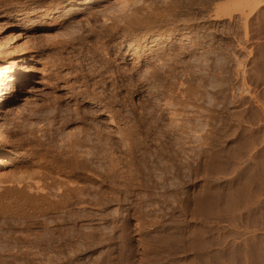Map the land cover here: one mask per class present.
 Segmentation results:
<instances>
[{
    "label": "bare ground",
    "instance_id": "obj_1",
    "mask_svg": "<svg viewBox=\"0 0 264 264\" xmlns=\"http://www.w3.org/2000/svg\"><path fill=\"white\" fill-rule=\"evenodd\" d=\"M10 1L14 0H0V12L9 8L7 6ZM199 3V0L70 1L67 7L84 5L89 10L99 9L104 17L103 32L107 30L105 32L112 36L123 32V40L133 56L137 70H141V76L137 78L133 73L127 77L126 82V77L123 79L125 74L113 73L109 81L100 74L97 76L99 80L85 82L82 90L74 91L72 98L68 100L70 105H59L62 109L64 106L68 108L62 115L58 105H53L60 115L53 116L44 108L38 111L37 118L34 116L36 119L31 114L23 115L22 109L32 103L23 93L25 86L35 79L36 72L41 71V65L45 66L47 63L45 59H40L43 47L46 46L49 51L64 49L74 42L82 41L85 34H62L63 37L56 35L57 31L69 28L75 21H63L57 17L61 8L66 5H56L54 8L47 6L38 16V22L25 25L23 21V29L0 23V240L5 242V246H0L5 251L0 253V264L50 263L67 254L71 255L76 242L75 231H82V235L77 232L82 239L90 240V235L91 239L95 238V234L81 230L83 220L92 216L105 219V209L110 204H115L119 209L124 208L126 213L120 220H116L119 225L115 224L114 228L117 226L126 234L131 227L135 228L141 243L143 238L152 237L155 229H161L164 233L180 229L176 220L179 216L183 223L191 220L188 218L190 198L180 188L181 183L174 184L173 190L169 186V181L180 179L185 163L172 161L171 168H168L161 166L158 161L162 160V156L166 160L169 158L178 161L176 156L180 155L179 152L173 151L172 148L175 147L167 141L166 145L161 143L153 160L146 161V151L137 139L139 125L131 118L133 115L130 117L124 113L118 97L121 92L128 93L131 85L141 94L144 91L141 89L146 86L144 84L158 85L157 94L154 93L156 95L148 91L156 99L161 96L172 109L170 118L176 125L169 135L175 137L179 133L185 135V132H191L192 143L199 144L198 134L202 131L200 119L204 116L199 114L203 108L199 109L202 110L199 113L196 111V103L203 98L198 97L199 100L192 103L191 93L194 89L188 87L198 78L199 72L194 68H197L199 62L195 61L192 68L194 73L189 72L186 77L176 75L177 58L179 54L183 55V52L178 51L186 48L172 41L174 37L192 39L190 54L195 59L198 58L201 43ZM8 14L12 15V12L9 11ZM26 14L19 9L13 15L16 16L15 20L21 21ZM43 27L46 28L45 32H50L42 35L45 46L42 41L38 42L35 34H27V30L31 32L34 28ZM103 32L100 34H106ZM186 63L188 64L187 61ZM188 67H185L187 71ZM198 81L199 78L196 82ZM91 86H98L101 92L91 89ZM134 103L135 101L133 105ZM150 104L147 106H151ZM83 107L86 108L84 111ZM30 111L35 112L33 109ZM204 112L206 114L205 110ZM75 126L76 130L73 129ZM165 152L173 154L168 156ZM191 153L194 162L188 165L190 174L194 175V185L198 187L196 180L200 171L201 151L197 147ZM139 161L144 162L145 169L141 170ZM139 187L148 193L146 198L137 193ZM207 203L209 204L206 202L205 205ZM194 207L195 212L190 214L191 217L195 218L193 215L197 213L203 218L210 215L208 213L211 210H207L209 206H204L203 199H195ZM90 210L95 213H89ZM146 216H155V219L150 220ZM79 226H82L81 229ZM172 233L162 243H172ZM76 238L80 239L78 236Z\"/></svg>",
    "mask_w": 264,
    "mask_h": 264
},
{
    "label": "rangeland",
    "instance_id": "obj_2",
    "mask_svg": "<svg viewBox=\"0 0 264 264\" xmlns=\"http://www.w3.org/2000/svg\"><path fill=\"white\" fill-rule=\"evenodd\" d=\"M70 1L74 0H14L8 2L9 8L5 12H0L2 25L23 29V21L25 25L36 22L47 6L54 8L56 5L60 7L66 5L61 8V13L57 17L63 21H75L67 28L68 30L59 31L63 33L57 31L56 35L60 34L58 37H63L85 34L82 41L74 42L64 49L49 51L42 38V35L50 33L45 32L46 28H34L31 32L27 30L28 35L35 34L38 42L44 43L40 59H45L47 63H44L45 66L41 65V68L39 66L41 71L38 70L35 79L25 86L23 95L32 103L22 109L24 116L31 114L37 118L38 111L44 108L50 114L56 115L59 114L55 111L57 105L62 115L68 108L64 106L62 109L59 105L66 103L70 105L68 100L72 98L74 91L82 90L85 82L93 83L99 80L97 76L100 74L107 77L108 81L111 80L113 73L125 74L123 79L126 77L124 79L126 82L127 77L133 73L137 78L141 76L139 72L141 70H137L133 56L123 40L125 36L123 32L114 33L112 36L104 30L106 34H100L104 29L102 24L104 17L100 10H89L84 5L67 7ZM199 2L200 59L199 56L195 59L190 54L192 39L180 37L172 39L174 44L186 48L178 51L183 52V55L179 54L177 58L178 69L175 74L186 77L189 72L196 69L199 72L197 74L199 81L196 82L198 80L196 77L188 86L192 90L197 89L191 93L193 96L196 94L191 97L192 103H196L201 97L204 99L196 103L198 109L196 111L201 112L199 109L203 108V111L198 113L204 116L200 119L203 129L201 128L202 131L198 134L199 144L192 143L189 134L191 132H185V135L179 133L180 137L169 135L176 125L172 117L170 118L172 109L161 96L156 99L149 94V91L156 93L158 85L143 83L146 86L145 89L141 86V90H144L142 94L131 85L133 88L130 86L128 93L121 92L118 101L124 102L119 103L124 113L130 117L133 115L131 118L139 125L137 132L140 133L137 139L142 149L146 151L144 154L146 161H151L157 156V149L161 143L166 145L167 141L171 142L175 147L172 150L178 151L182 156L175 155L178 161L169 158L166 160L162 156V160H158L161 162L160 165L171 168L172 161L185 163L180 179L169 181L171 190L175 188L174 184L181 183L180 188L190 198V214L195 212V199L201 198L204 200V206H209L207 210L210 208L211 212L208 213L210 215L203 218L202 215L198 216V213H195L194 218L188 213V218H191L189 223L187 221L183 223L182 217L179 216L176 220L180 229L167 230L166 233L161 229H155L154 235L143 238L141 243L138 241L139 234L135 228L131 227L127 234L117 226L114 228L115 224L119 225L116 220H120L126 213L124 208L119 209L118 206H114L115 204H110L108 209H105V219L94 218L91 214L92 217L85 218L80 224L83 227L79 226L80 229L82 227L81 230L95 234L94 240L91 239L92 235L90 238L86 237L90 240L82 239L80 236L82 231L81 233L75 231L76 242L70 252L71 255L67 254L66 258L63 256L64 258L41 264H264V1L199 0ZM19 9L27 13L25 19L21 21L15 20L16 16L13 15L14 11ZM9 11L12 15L8 14ZM195 61L199 64L194 70L192 68L196 64ZM185 67L189 68L188 71ZM93 88L101 92L98 86H91V89ZM149 99L151 101L148 102ZM84 107L83 111L86 109ZM32 109L35 112L30 111ZM73 129L76 130L77 127ZM197 147L201 151L200 171L196 180L198 187L194 185V175L190 174L188 165L194 162L191 152ZM170 153L173 154L165 152V155L170 156ZM136 163L140 164L141 170L145 169L144 162ZM140 189L142 188L137 189V193L146 198L148 193ZM169 200L173 201L171 198ZM206 202L209 204L205 205ZM91 212L94 211L90 210L89 213ZM146 218L151 220L155 219V216ZM77 232L80 234L77 235ZM171 232L173 242L162 243ZM77 236L80 239H77ZM0 246H5V242L0 240ZM1 248L0 253H5Z\"/></svg>",
    "mask_w": 264,
    "mask_h": 264
}]
</instances>
